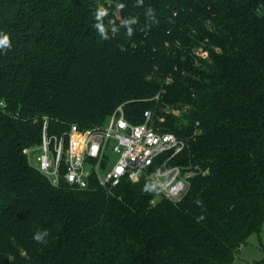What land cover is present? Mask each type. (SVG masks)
<instances>
[{
  "label": "trees",
  "instance_id": "trees-1",
  "mask_svg": "<svg viewBox=\"0 0 264 264\" xmlns=\"http://www.w3.org/2000/svg\"><path fill=\"white\" fill-rule=\"evenodd\" d=\"M0 35V264H229L260 233L264 0H0ZM118 106L186 142L178 201L126 177L54 185L24 152L44 120L59 135Z\"/></svg>",
  "mask_w": 264,
  "mask_h": 264
},
{
  "label": "built area",
  "instance_id": "built-area-1",
  "mask_svg": "<svg viewBox=\"0 0 264 264\" xmlns=\"http://www.w3.org/2000/svg\"><path fill=\"white\" fill-rule=\"evenodd\" d=\"M199 55L205 57L203 52ZM185 145L175 134L154 127L150 111L143 113L141 123L133 124L118 106L101 126L71 125L59 135L50 134L44 120L38 144L24 152L54 185L65 183L82 190L95 179L107 188L126 177L132 183L147 181L159 197L178 201L194 174L172 164Z\"/></svg>",
  "mask_w": 264,
  "mask_h": 264
},
{
  "label": "rangeland",
  "instance_id": "rangeland-1",
  "mask_svg": "<svg viewBox=\"0 0 264 264\" xmlns=\"http://www.w3.org/2000/svg\"><path fill=\"white\" fill-rule=\"evenodd\" d=\"M115 157L113 156L112 160H115ZM34 162L35 160L33 165ZM258 237L256 232L251 233L229 264H259L264 257V238L260 237L259 240Z\"/></svg>",
  "mask_w": 264,
  "mask_h": 264
},
{
  "label": "clouds",
  "instance_id": "clouds-1",
  "mask_svg": "<svg viewBox=\"0 0 264 264\" xmlns=\"http://www.w3.org/2000/svg\"><path fill=\"white\" fill-rule=\"evenodd\" d=\"M105 15L104 11H98L96 14V19L99 21L101 19V17H103ZM96 28L98 29L100 35L104 38L107 39V35L105 32V27L103 24L101 23H97L96 24ZM129 35H131V29H129ZM10 45V41H9V37L7 35H0V50L3 49H7L9 48ZM48 236V232L47 230H43V231H38L34 236L33 239L37 242V243H43L45 241V238Z\"/></svg>",
  "mask_w": 264,
  "mask_h": 264
},
{
  "label": "crops",
  "instance_id": "crops-1",
  "mask_svg": "<svg viewBox=\"0 0 264 264\" xmlns=\"http://www.w3.org/2000/svg\"><path fill=\"white\" fill-rule=\"evenodd\" d=\"M260 233H261V235L260 234H258V238H259V240L262 238H264V224H263V226L261 227V231H260ZM261 237V238H260Z\"/></svg>",
  "mask_w": 264,
  "mask_h": 264
}]
</instances>
